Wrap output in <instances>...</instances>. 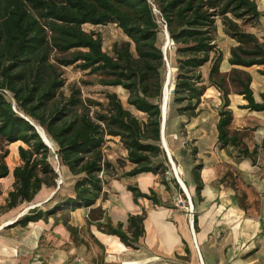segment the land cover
<instances>
[{
	"label": "trees",
	"instance_id": "16d2710c",
	"mask_svg": "<svg viewBox=\"0 0 264 264\" xmlns=\"http://www.w3.org/2000/svg\"><path fill=\"white\" fill-rule=\"evenodd\" d=\"M153 4L176 46L171 106L189 123L200 114L199 106L207 89L214 87L222 102L216 122L219 148L231 147L238 157L255 165L259 146L255 144L250 149L239 131L230 130L233 121L230 95L237 94L245 100L239 106L241 109L264 111V92L257 101L251 86L252 75L243 69L260 66L258 73L264 76V42L243 29V25L256 26L260 22L256 0H153ZM153 4L149 0H0V179L10 173L5 160L9 154L7 146L17 141L26 145L18 146L21 164L12 170V189L6 203L0 204V214L33 201L42 187L56 185L57 174L49 160L53 150L43 142L37 125L56 146L54 154L60 164L79 176L73 185L74 196L48 210L34 207L8 226L47 223L56 210L62 209L67 216L65 207H70V212L88 208L89 226L93 224L100 232L117 236L125 246L138 249L145 234V210L130 214L124 228L121 222L113 224L102 207L94 205L107 198L102 177L110 166L103 154L107 136L120 139L127 161L133 165L122 177L160 175L161 184L169 189L165 180L166 158L159 163L153 161L164 156L160 105L161 74L166 63L162 48L157 45L161 25ZM217 19L221 20L223 32L235 41L229 50L228 72L220 69L223 53L217 45ZM109 23L116 24L127 37L114 43L112 53L103 49L99 33L83 27ZM207 63L210 67L205 82L201 68ZM68 66L97 75L101 85L123 87L128 94L127 103L146 118L141 121L114 92L106 94L108 107L103 111L92 110L102 104L93 99L83 100L79 89L72 87L69 96H63L62 69ZM203 167V162H194L190 168L194 206L203 201ZM172 181L182 193L175 178ZM230 187L239 207L248 211L245 193L238 194L233 182ZM127 190L134 203L144 198L155 206L168 207L153 189L143 192L136 184H128ZM58 222L55 217L54 224ZM62 224L77 239V228L67 217ZM193 227L198 233V212L193 214ZM77 241L85 243L82 239ZM183 243L188 254L189 248Z\"/></svg>",
	"mask_w": 264,
	"mask_h": 264
},
{
	"label": "rangeland",
	"instance_id": "374dc122",
	"mask_svg": "<svg viewBox=\"0 0 264 264\" xmlns=\"http://www.w3.org/2000/svg\"><path fill=\"white\" fill-rule=\"evenodd\" d=\"M153 4V0H149ZM259 10L261 11L260 22L256 26L243 25V29L248 32L254 33L260 41L264 42V0H256ZM156 12V11H155ZM157 17L160 18V14L156 12ZM86 31H93L95 33H99L102 37L103 41V49L109 53H112V47L114 43L120 42L122 40H127V37L123 34L122 30L114 23H109L107 25H89L86 24L83 26ZM164 27H160V32L157 38V45L162 48V44L164 42L163 37ZM229 37L223 32V27L220 19H217V45L218 48L221 49L222 53L227 52L230 49L231 44H229ZM167 61H169L172 71V81L175 84L176 80V46L171 45L166 53ZM165 63V62H164ZM228 62H224L223 66H228ZM210 64L207 63L204 67L201 68V73L205 82H207V76L209 71ZM260 66H251L243 68L248 71L252 77V89L254 91L255 98L260 101V93L264 91V77L258 73V69ZM221 69V68H220ZM63 78L65 79V85L62 89L63 96H69L71 92V88L80 90V97L84 99H93L94 101L100 102L102 106H94L93 109H99L103 111L107 104L106 94L108 92H114L117 94L118 98L121 100L123 105L129 109L134 115H136L141 121H143L146 117L142 112L135 110L134 107L130 106L127 103V92L121 86H104L99 84L98 76L95 74L88 73V70H80L74 66L64 67L63 69ZM169 72V67L166 65L162 69V78L164 83V76L166 72ZM232 87L230 91H232ZM174 90V88H173ZM217 97V96H216ZM230 97L235 99L236 96L231 94ZM215 96L211 95L210 90L203 96L200 108V114L192 119L189 123L186 122V118L183 116H179L175 108L171 106L173 99V91L169 100V109H168V119L165 125V139L167 141L168 148L170 149L171 156L173 162L177 165L178 168L181 169L180 176L184 180L185 184L190 190L191 198L195 196L194 192V184L189 180V170L194 162H204L209 163L211 160H222L225 162L224 165L220 168V173L218 179L213 183L216 185L222 184L225 187L231 188V182L236 186V192L242 195L245 193L246 202L249 206V210L247 213L250 215H259L261 212V207L264 202V195L259 190L260 187H256L250 182L245 181L243 176H241L240 171L237 169L238 164V152H234L236 156L231 157L233 164H227L224 158L228 157L226 151H221L219 149H211L205 152H198L193 155V149L196 145L195 141H199L198 139L211 140L214 136L215 124L218 118V110L221 107V99L216 98V102L214 101ZM220 98V96H219ZM92 113V112H91ZM244 117L238 116L236 121L234 122L235 126L238 123H242L241 130H233L239 131L241 133L243 142L252 149L254 145H258V157H257V165L260 169L253 172V174L259 178L264 173V139H262V135H264V112L251 113L246 112ZM244 122V123H243ZM257 141V142H256ZM20 143V144H19ZM26 145L21 142L11 143L7 146L9 150V154L6 157V163L10 170H13L14 167L21 164L20 157L18 154V146ZM197 147V146H196ZM209 147H211L209 145ZM56 150V146L54 145L52 155L50 156V163L52 164L54 171L57 174L56 185L54 187H42L43 193L47 191V195L51 197L53 193H55L52 197V200L48 203H43L44 200L41 196H36L31 202H23L19 204L17 207L11 209L10 211L3 213L0 215V222H4L5 220L12 219L16 216V214L20 211H25L32 209V207H36L37 209L48 210L53 208L54 206H58L61 201H64L69 194H73V185L76 179L79 176L72 175L69 170L60 164L59 159L54 154ZM103 154L105 160L110 164L107 168L106 174L103 177L104 183L107 184L111 182L112 179H120L124 172L129 171L133 167V165L127 161V152L123 147L120 139L118 137L107 136L103 145ZM163 155L158 158L153 159L154 163H159L164 161V157L166 158V163L168 165V171L165 173V180L170 183L169 189L167 190L163 184H161L160 179L161 176H158V185L159 192L158 196L162 198V200L166 203V205L172 210L174 214H178L181 217V226L184 228L187 238L186 244L189 247V252L183 258L187 261H195L198 264H203L200 260L198 250L195 246L194 238L192 237V233L189 229V221L192 219V216L197 211H200V203L197 201L195 206L193 205L192 211L191 207L186 199L185 194L179 193L175 188V183L172 181L174 178L173 171L171 168V164L168 161L165 151L163 150ZM194 157L196 160H194ZM205 166V165H204ZM226 173H229L225 176L223 182H219L221 177ZM201 175H203V169L201 171ZM205 177V176H204ZM206 178V177H205ZM136 181H138L136 179ZM0 183V204L4 205L6 203V197L8 191L12 189V186L7 187L9 184ZM61 182V183H60ZM126 181L118 180L117 186L122 187ZM257 185V182H256ZM232 189V188H231ZM233 190V189H232ZM234 191V190H233ZM204 193H207V189L205 188ZM40 193V192H39ZM208 194V193H207ZM46 195V194H45ZM47 197V196H44ZM48 199V198H47ZM47 201V200H45ZM193 202V201H192ZM39 203V204H38ZM67 216L63 215L62 209L56 210L55 216L49 217L48 222L45 223L43 221L39 222H31L27 225L29 227L26 230H22V233H18L20 230V226H11L8 229V232L11 237L16 238L19 242L15 246L16 254L15 257L18 258V262H14L12 264H35V262L42 257V262L38 264H50L51 262L54 264H101L102 256L101 250L94 243L91 233L89 231L88 225V215L84 218L85 211L83 208H77L74 210V218L73 211H69L70 207H65ZM263 210V207H262ZM23 211V213L25 212ZM22 213V214H23ZM21 214V215H22ZM55 217L59 220V224L55 225ZM69 219L70 224L75 223V217L79 222V219H86V225H83L81 228L79 226H75L77 228V239L67 228L62 224V220L64 218ZM264 221V219H263ZM0 223V224H1ZM58 227L61 228L59 232H49V230H45L42 232V229L46 227ZM73 226V225H72ZM87 226V227H86ZM18 227V228H17ZM64 227V229H63ZM196 237H197V233ZM82 239L85 243H80L77 240ZM218 241H222L221 239ZM76 248V255H71L69 250L71 247ZM40 252H43V256L40 255ZM201 252V251H200ZM221 256V253H220ZM77 258H81V262H77Z\"/></svg>",
	"mask_w": 264,
	"mask_h": 264
},
{
	"label": "crops",
	"instance_id": "0c3cea01",
	"mask_svg": "<svg viewBox=\"0 0 264 264\" xmlns=\"http://www.w3.org/2000/svg\"><path fill=\"white\" fill-rule=\"evenodd\" d=\"M228 40H230L229 44H231V46L235 45L233 39L229 38ZM229 50L230 49H228L227 52L223 51V61L221 63L222 72H228L231 69L229 63L228 66H223L224 62H228ZM209 90L211 95L215 96V102L216 98L220 99V93L214 87H209L207 92ZM234 96H236L235 99L230 97V108L233 111V121L230 126L232 132L233 130H241L243 126L242 123H238V125L235 126L234 122L238 116L244 117L245 114H247L246 112H248L247 109L239 108L240 105L246 103L245 100H243L240 95L234 94ZM262 139H264V135H262ZM198 140L199 141H195L198 152L202 153L214 148L222 152L226 151L228 157L224 158V160L227 164H233L231 157L236 156L234 153L236 150L231 147L225 149L219 148L217 143L216 124L214 136L211 140H204L203 138ZM209 145L211 147H209ZM238 158L237 169L240 171L243 179L257 188L260 187L259 190L264 195V173L263 176L261 175L259 178L253 174L257 169H260L257 165L258 163L256 162V164L253 165L249 159ZM224 164L225 162H223V159H214L209 163L204 162L205 166L203 167L202 179L204 182V189H207L208 194L203 192L204 189L202 190L203 201L199 202L200 211H197L199 232L197 233V237L195 234L194 241L198 245L202 263L264 264V202L262 204L263 210L261 207L259 215H250L247 211L239 207L234 199V191L231 188L225 187L222 184H213L218 179L220 168ZM188 174V181L191 179V182H193L191 170H189ZM158 176L159 175H154L152 173H142L133 177H121L120 179L115 177L111 182L107 184L104 183L103 190L107 193V198L104 201L99 199L94 207L101 206L105 215L111 219L113 224L121 222L123 223V227L126 228L128 216L130 214L141 213L143 210L146 212V217L144 220L145 234L139 241L138 249L125 246L117 236L102 233L93 224L89 226L93 241L99 250H101V254H103L101 264H126L127 262H134L133 264H198L195 261L190 262L183 258L186 255L183 241L187 242L188 237L180 224L181 217L178 214H174L169 207L155 206L150 200L144 198H139L138 203H134L131 192L127 190L128 184H136L143 192H149V189H153L158 194ZM136 179L138 181H136ZM6 180L9 184L7 187L13 185L14 178L12 176V170H10L6 179H0V183L4 184ZM118 180L126 182L123 183L124 185L122 187H118ZM43 192L44 191L41 189L40 193H38L39 196L43 198V203H49L55 193L50 197L47 195V191H45V193ZM68 196H74V193ZM83 209L85 211L84 218H86L89 209ZM72 213L74 218L75 212L73 211ZM2 214L3 213L0 215ZM71 225L74 227L78 225L79 228H81L83 225H86V219H84V221L79 219L78 222L75 217V223ZM9 227L10 226H6L0 229V264L18 262V258L15 257L14 254H16L15 246L19 241L10 236L8 232ZM19 228L21 231H18V233H22V230H26L29 227ZM45 230L54 233L59 232L61 228L50 226L42 229V232ZM218 239L222 241L219 242ZM68 254H70L69 256L76 255V248L74 246L71 247ZM40 255L43 256V252H40ZM42 260V257H39L35 264L41 263ZM50 264L54 263L51 262Z\"/></svg>",
	"mask_w": 264,
	"mask_h": 264
},
{
	"label": "water",
	"instance_id": "95a60500",
	"mask_svg": "<svg viewBox=\"0 0 264 264\" xmlns=\"http://www.w3.org/2000/svg\"><path fill=\"white\" fill-rule=\"evenodd\" d=\"M164 32H165L166 38H167V43H166V45H167L168 44V39H170V36H169V33L167 31V27L166 26L164 28ZM171 42L173 43L172 40H171ZM162 51H163L164 60L166 62V65L169 67V64H168V61H167V57H166V50H165V48L162 49ZM174 87H175V84H174L173 88ZM166 100H167L166 99V96H164V89H162V98H161V105H160V108H161V131H160V133H161V137H160L161 138L160 139V141H161V147L165 151L166 156L168 158V161L171 164V168H172V171H173V174H174V178H175L176 182L178 183V185H179L180 189L182 190V192L185 194L186 199H187V201H188V203H189V205H190V207L192 209V207H193L192 198L189 196L188 192L185 189L184 182L180 179V177L178 176V174H177V172L175 170V166H174L175 164L172 161V156L169 153V150H168L167 144H166V140H165V123H166V106H167V101ZM35 128H36L37 132L39 133L40 137L42 138L43 142L51 150H53L52 149V146L50 145L48 139L45 136L44 130L41 127H40L41 130H40L38 126H35ZM32 208H34V207H32ZM25 213H26V211L23 214H25ZM22 215H20V216H22ZM191 231H192V235H193V238H194V241H195V231H194V227H193V219L191 220Z\"/></svg>",
	"mask_w": 264,
	"mask_h": 264
},
{
	"label": "bare ground",
	"instance_id": "6f19581e",
	"mask_svg": "<svg viewBox=\"0 0 264 264\" xmlns=\"http://www.w3.org/2000/svg\"><path fill=\"white\" fill-rule=\"evenodd\" d=\"M163 37H164V42H163V44H162V49L165 48L166 53H167L169 47H170L171 45H173V43L171 42V39H168V44L166 45V43H167V38H166V34H165L164 31H163ZM168 64H169V72H168V70H167V72H166V74H165V76H164V83H163L164 96H166V99H167V100H166V101H167V106H166V120H167L168 109H169V100H170V96H171V93H172V91H173V86H174L173 81H172V71H173L174 69L171 68L169 61H168ZM37 126H38V125H37ZM38 127H39V126H38ZM39 129H40V127H39ZM40 130H41V129H40ZM44 133H45V132H44ZM45 136H46V138L48 139V141H49V143H50V145L52 146V149H53V148H54V144L52 143V141L50 140V138L47 136L46 133H45ZM165 140H166V139H165ZM17 142H18V141H17ZM17 142H15V143H17ZM166 144H167V141H166ZM167 148H168V145H167ZM168 150H169V153L171 154L169 148H168ZM172 161H173V160H172ZM173 163L175 164V162H173ZM174 166H175V170H176L178 176H179L180 179L184 182V180H183V179L181 178V176H180L181 169L178 168L176 164H175ZM173 175H174V174H173ZM6 178H7V177H5V179H6ZM60 183H61V182H60ZM184 184H185V182H184ZM185 189H186V191L188 192L189 196L191 197L190 190H189V188L187 187L186 184H185ZM38 204H39V203H38ZM192 208H193V207H192ZM26 209H27V208H25L23 211H25ZM23 211L18 212L14 218H12V219H8V220H5V221L0 225V229H2V228H4V227L8 226L9 224L13 223V222L16 221L18 218H20V215L23 213ZM189 229H190V232L192 233V231H191V220H190V222H189ZM196 248H197V250H199L198 246H196ZM198 253H199V251H198ZM199 257H200V260H202L201 255H199ZM133 263H134V262H133ZM133 263H132V262H131V263H128V262H127L126 264H133Z\"/></svg>",
	"mask_w": 264,
	"mask_h": 264
},
{
	"label": "built area",
	"instance_id": "2783aa9c",
	"mask_svg": "<svg viewBox=\"0 0 264 264\" xmlns=\"http://www.w3.org/2000/svg\"><path fill=\"white\" fill-rule=\"evenodd\" d=\"M153 10H154V12L155 11L158 12V10L156 9L154 4H153ZM156 12H155V14H157ZM157 20H158V23L165 28L166 25H165V21L163 20V18L160 17ZM191 211H192V209H191ZM195 246H198L196 242H195ZM76 260H77V262H81V258H77ZM201 262H202V260H201Z\"/></svg>",
	"mask_w": 264,
	"mask_h": 264
}]
</instances>
